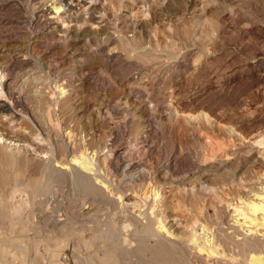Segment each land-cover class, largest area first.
I'll return each mask as SVG.
<instances>
[{
  "label": "rangeland",
  "instance_id": "374dc122",
  "mask_svg": "<svg viewBox=\"0 0 264 264\" xmlns=\"http://www.w3.org/2000/svg\"><path fill=\"white\" fill-rule=\"evenodd\" d=\"M14 1L23 8L28 7L24 9L29 15L41 6L56 19L53 33L42 34L41 42L29 46L27 57L38 68L37 79L28 78L20 68L14 74L19 89L30 99L34 116L21 113L6 96L0 95V127L7 131L0 138V155L14 160L6 165L0 158V169L7 175L5 184L0 185V201L24 200L11 211L13 215L21 212L20 216L30 223L27 231L13 232L10 217L4 218L0 236L25 239L38 234L37 231L42 233L36 238L45 239L50 230L53 236L63 235L57 231L66 224L74 232V239L79 236L90 243L68 264H207V260L198 258L186 245L160 234L156 226L162 220L175 232L181 229L188 233L198 223L199 231L202 225L207 226V232L227 229L233 211L230 203L237 202L239 189L237 181L231 182L232 176L250 170L264 171L261 158H264V0ZM54 5H61V11L54 12ZM13 16L12 12L0 11L3 65L15 57L14 49L25 43L31 32L24 19ZM155 25L163 27L168 34L169 46L155 44ZM1 63L0 82L4 79ZM63 87L68 91L62 92ZM126 100L132 112L123 108L122 101ZM135 103L144 108L136 109L132 106ZM40 124L66 134V141L76 138L77 155L83 148H88V152L96 148L109 154L111 138L116 136L124 141L131 130L133 136L138 134L149 140L147 154L155 162L164 164L173 153L193 162L182 170L193 173L192 180L202 169L203 153L214 144L217 150H222L248 141L253 154L237 173L228 164H221L218 174L212 176L214 189L203 186L202 191V186L196 185V200L184 211L177 212L182 215L178 217L170 212L166 214L158 205L156 215L150 211L149 203L140 198L130 200L136 206L131 210L102 200L84 199L79 189L75 186L70 189L69 182L60 179L54 180L51 192L41 201L20 188L30 180L51 181L61 167L56 160L66 162L69 171L80 165L71 164V154L57 150L55 139L45 136ZM16 173L20 174L17 181L13 179ZM223 181L227 184L223 185ZM54 196L61 197V201L54 200ZM193 213L190 218L184 215ZM58 219V223L62 220L66 223H55ZM145 222L152 229L150 234L141 231L140 224ZM110 224L115 230L111 240L104 236ZM64 235L71 238L68 248L73 246L71 232ZM94 235L105 240L93 238ZM153 246L166 248L168 260L164 262L153 255L150 249ZM8 248L11 254L7 257L11 259L18 249L11 244ZM33 257L35 252L30 250L25 259L14 257V264H33Z\"/></svg>",
  "mask_w": 264,
  "mask_h": 264
},
{
  "label": "bare ground",
  "instance_id": "6f19581e",
  "mask_svg": "<svg viewBox=\"0 0 264 264\" xmlns=\"http://www.w3.org/2000/svg\"><path fill=\"white\" fill-rule=\"evenodd\" d=\"M61 5H54L53 8L56 9V11L54 10V12L56 13L60 12ZM40 7L41 6H39L34 12L32 11L33 13L29 15L27 13L28 11L25 10L28 9V7L27 8L24 7L25 8L24 9L23 6H19L17 2H15L14 0H0V11L1 10L9 11L12 12L13 15L19 17L20 19H24L22 20L23 23L25 24V26H27V29L30 28L31 30L29 36L25 38L26 39L25 43L23 42V44L20 47H16L14 49L13 53L15 57L10 59L9 61L7 60V62L4 63V65L0 62L3 65L2 69L4 70V75H3L4 79H2L3 80L2 82H0V87H1L0 90L2 92L0 95L6 96L13 105V107L20 110L21 113L32 116H34L35 113L34 108L30 104V99L28 98V95H25L20 90L21 88L19 89L20 85L18 83V79H16V76L14 74L16 73L18 68H20V71L22 70L26 71V73L28 74V78H33V80L34 79L36 80L38 77L36 75L38 68L32 66L30 63V59L27 57L30 55L29 46L31 45L32 47V44L39 42L41 40L42 34L47 36L52 34L53 23L55 22L56 19L55 16H51V15L49 16L46 13V11ZM23 13L28 14V16L26 15L24 16ZM155 26H154L155 32L153 38L155 44L157 46H162V47L169 46L168 34L165 32L163 27H160L159 25H158L159 27L157 25ZM61 91L65 92L68 91V89H64L63 87ZM37 99L42 100V98L40 97H38ZM122 106L123 108L126 109V111L129 110L131 111V104L127 102V100L122 101ZM132 106L136 107V109L139 110L144 108V106L136 105V103L133 104ZM40 128L46 134L45 136H47L48 138L55 139V143L57 144L56 145L57 150L59 149L60 151L62 149L65 152V154L69 153L72 155V158L70 159L71 164L75 165V163L73 162H78L80 165L79 166L80 168L74 166V168H72V170L69 171L66 169V167L68 166L65 165L66 162L56 160L57 162H59L61 167L59 171H56V174L54 176L52 175L51 181L43 182L39 179L33 181L30 180L27 182L24 188H20L21 191H26L30 193L33 196V198L38 197L39 198L38 200L41 201L45 200L43 199L45 194L51 192L52 183L54 182V180L60 179L69 182L68 186H70V189H72V187L74 186L75 188L79 189L84 199H87L88 197L91 200H102L103 202L105 201L109 205H114L115 207H119L125 210H131L132 207L134 208L136 206H133L134 204H132L130 200H137V198H140V200H145L147 201V203H149V207L151 209L150 211L152 213H155V208L158 205V208L161 207L162 209H164L166 214L170 212V215L178 217V216H182L181 214H179L180 211L181 212L184 211L185 207H187L188 205L191 206L193 204V200H196L197 198L195 195L196 185L202 186L203 188L202 191L205 190V188L212 189L213 186H215V182H213L214 179L212 178V176L218 174L217 171L220 168H222L219 167L221 164L223 166L228 164V166L233 167L235 169L234 172L237 173L238 171L241 170L240 166L246 162V158L251 154H253V149L251 147V144L247 143L248 141L247 142L245 141L246 144L238 143L239 146L234 148L228 147L226 149L223 147L224 149L222 150L220 148H219L220 150H217L218 148H216V145L214 144L213 147L211 146L209 151L203 153L202 165L200 164L202 169L199 175L195 177V180H192L191 175L193 173L190 174V171L182 172V170H184L186 166H191L193 162L191 163V161H187V159L184 158L185 156L182 157L180 154H176V153H173L170 159L164 164L159 161L155 162V160L151 157V155L147 154V150L150 147V146L148 147V145H150L149 140L147 138L138 136V134H135L133 136L131 130L128 133L124 132L126 133L125 136L126 138L124 141H121L116 136L111 138V141L108 143L109 154L101 153V151L96 150V148L95 150L93 151L91 150L90 152H88L87 150L88 148L84 149L82 147L83 150L81 148L80 150L82 151L80 152L79 155H77L76 151L78 148L77 145L78 143L75 136H74L75 139H73L72 141L70 140L72 139L71 137L69 138L68 141H66L65 138L66 134L63 135L61 133H57L55 129L50 125L40 124ZM5 134L7 135V131L5 132L4 128L0 127V138L3 139ZM256 143L254 144L256 145ZM258 143H261V141ZM107 155L111 156V159H108ZM1 157L6 165H11V163L14 161L5 154L0 155V158ZM261 158L264 163L263 156H261ZM194 172H197V170ZM19 177L20 174L16 173L13 179L17 181ZM94 179L98 181L95 182ZM6 180H7L6 172L0 169V185H4ZM234 181H237V183L239 184V189L236 193L237 202L236 201L234 203L229 202L230 206H232L233 211L231 214L232 218L228 222L227 229L219 228L216 232H211V231L207 232L209 231V229L208 230L206 229L207 226L202 225L201 228L202 230L199 231L198 229L201 226L197 220V223L199 225L192 226L190 232L184 233V231L181 229H178L175 232L167 228V226L163 223L162 220H159L158 225L156 226L157 231L164 236L173 237L176 240V242L186 245L187 248H189L191 251L196 253V256L198 258L200 259L204 258L205 260H207V264H264V171L259 173L258 171L250 170V172L246 174H234V176H232L231 182ZM225 184L227 183L223 181V185ZM203 186H205V188ZM16 191H19L18 188H16ZM53 194H56V192H53ZM60 198L61 197L59 196H54V200L61 201ZM21 201L23 202L24 200ZM21 201L19 202H15L13 200L0 201V226L2 225L4 218L10 217V226L13 228V229L11 228L13 232L17 231L16 229L18 230L21 229L22 231H27L29 229V225H30L29 220L28 219L26 220L24 216L21 217L20 216L21 212L20 213L18 212V214L13 215L11 211V208L13 206L19 207ZM22 209L23 207L20 208V210ZM174 212L175 214H172ZM184 215L185 217L190 218L195 214L193 213L189 215L186 214ZM62 216L65 217V214H63ZM52 218H54L55 220V217ZM59 220L60 219L56 220L55 223H58L57 221ZM232 220L233 222H231ZM59 223L61 224L66 223V221L62 220ZM84 223L87 224V221ZM49 224L51 223L49 222ZM103 224L104 223H102V225ZM140 225H142L140 227H143L141 231H144L145 233L148 234L151 233L152 229L150 225L146 224V222ZM65 226L66 224L61 226L62 228L57 231L58 233L63 235L53 236V232H51L50 230V232L48 231V233H46L49 234L50 237L48 236V238L45 239H37L36 235L42 233L37 231L36 233L38 234H33L31 237L25 239H23V237L22 239H11L0 236V264H14L16 262V261L14 262V257L17 256L20 259H25L29 254L30 250H32L33 253L35 252V257H33L32 260L33 264H68V261L73 259L72 257L75 256L76 253L78 254L80 250L82 251L84 249L85 247L84 245L89 243V240L86 238L82 239V237L80 238L79 236H76L74 239L73 237L75 235L72 237V234H74V232L69 231L70 229H68ZM107 227H108V231H104L107 229ZM107 227L105 226L106 229L101 227L104 229L103 230L104 232L106 233L108 232V234H104V236L107 235L109 239L110 237L113 238L111 234L115 232V230L113 231V227L111 224L108 225ZM65 232L68 233L71 232V237L75 241L74 245L69 246V248L67 244H69L71 238L70 237L66 238L64 235ZM98 232L97 234H99ZM1 234L4 235V233ZM94 236L92 237L97 239H99L98 237H100L96 235ZM100 238L105 240L104 239L105 237L103 238V236ZM94 241L97 240L94 239ZM10 244L16 245L18 250L16 249L17 251H15V253L16 252L19 253V255H15V253L14 254L12 253V258H11L12 260L7 257L8 254H11L10 253L11 251L8 248ZM89 244H87L86 246H88ZM150 249L153 255L159 256L161 259H163L164 262L168 260L169 253L167 252L168 250L166 248L162 246H153L150 247Z\"/></svg>",
  "mask_w": 264,
  "mask_h": 264
}]
</instances>
